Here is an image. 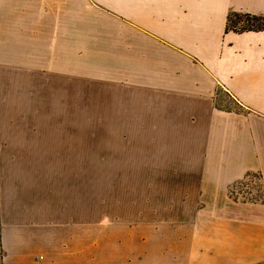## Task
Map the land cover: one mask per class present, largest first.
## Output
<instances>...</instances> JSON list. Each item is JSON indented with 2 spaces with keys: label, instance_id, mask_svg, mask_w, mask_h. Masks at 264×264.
<instances>
[{
  "label": "crops",
  "instance_id": "crops-1",
  "mask_svg": "<svg viewBox=\"0 0 264 264\" xmlns=\"http://www.w3.org/2000/svg\"><path fill=\"white\" fill-rule=\"evenodd\" d=\"M233 13L264 0H0V264H164L172 228L195 264H264V200L229 195L248 174L264 194V31ZM92 165L132 183L101 233L147 252L92 253Z\"/></svg>",
  "mask_w": 264,
  "mask_h": 264
},
{
  "label": "rangeland",
  "instance_id": "rangeland-1",
  "mask_svg": "<svg viewBox=\"0 0 264 264\" xmlns=\"http://www.w3.org/2000/svg\"><path fill=\"white\" fill-rule=\"evenodd\" d=\"M113 95L114 92L108 91L103 85L98 83H92L90 88V97H91V105L92 110H97L99 107L100 101L108 98V95ZM111 96L109 97V99ZM221 100H218V105L223 108L230 107L234 109H238L239 106L236 104L231 98L227 97L225 93L221 94ZM97 119L92 118V125H97ZM99 167L92 165V181H91V224H92V253H106L107 246L109 244L116 245V252L122 255L130 253L133 250H139V253L147 252L143 249V247L138 246L141 242H138V245H135L136 242H132L129 239L132 237H128V227L124 225L123 230H121L116 234L117 237H108L106 238L104 234L101 233L105 229V225L110 222H122L123 224H129L130 213L129 210L131 208L130 203H126L123 195L126 192H129L130 186L132 183L130 182H121L118 183L119 188L122 189V193H118L119 196H114V193H111L110 186L112 183L107 181H100L96 179L94 176L98 174ZM115 184V183H114ZM117 184V183H116ZM229 195L231 198H235L237 201H263L264 194L262 189V180L260 175H251L246 178L244 181L240 182L236 186H234L229 191ZM124 198V199H123ZM115 201H119L118 207L116 208L114 205ZM124 201L123 205L120 206V203ZM129 201V200H127ZM125 213H124V212ZM113 224V223H112ZM192 234L190 232L185 233L179 230L178 228H172L170 232H165L164 235H159V237L155 238V242L157 245L154 247H149L150 253H154V250L169 249L170 250V259L169 262L164 264H195L193 261L189 260L190 255H194L195 249L192 247L188 239H191ZM159 238V242H158ZM165 238V245H162L161 239ZM163 256V253H159ZM184 258H178L179 255ZM206 257L210 258L209 254H205Z\"/></svg>",
  "mask_w": 264,
  "mask_h": 264
},
{
  "label": "trees",
  "instance_id": "trees-1",
  "mask_svg": "<svg viewBox=\"0 0 264 264\" xmlns=\"http://www.w3.org/2000/svg\"><path fill=\"white\" fill-rule=\"evenodd\" d=\"M230 31H233V32H247V31L261 32V31H264V17L255 16L251 14L233 13L229 15L228 23H227V32H230ZM223 93H224L223 90L220 89V91L218 92V100L219 99L221 100L220 97H221V94ZM217 107L220 110H224L228 112H232V111L238 112L240 109V107L238 109H234L230 107L223 108L222 106L218 105V103H217ZM250 176L251 174H248L246 178Z\"/></svg>",
  "mask_w": 264,
  "mask_h": 264
},
{
  "label": "built area",
  "instance_id": "built-area-1",
  "mask_svg": "<svg viewBox=\"0 0 264 264\" xmlns=\"http://www.w3.org/2000/svg\"><path fill=\"white\" fill-rule=\"evenodd\" d=\"M1 249V248H0Z\"/></svg>",
  "mask_w": 264,
  "mask_h": 264
}]
</instances>
